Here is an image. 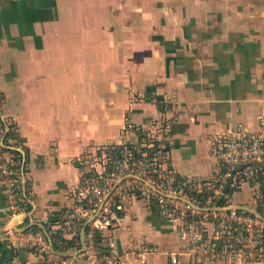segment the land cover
<instances>
[{
  "label": "crops",
  "instance_id": "obj_1",
  "mask_svg": "<svg viewBox=\"0 0 264 264\" xmlns=\"http://www.w3.org/2000/svg\"><path fill=\"white\" fill-rule=\"evenodd\" d=\"M190 2L0 0L1 110L12 126L8 144L26 153L36 222L50 228L71 208L69 194L80 177L81 158L76 157L116 140L126 114L138 125L158 116L148 100L134 101L136 94L156 91L176 98L180 116L168 168L196 183L215 176L210 153L215 134L239 125L258 129V117L264 115V51L238 53L228 49V42L203 37L211 22L220 30L234 28V19L217 17L213 3ZM248 10L257 9L249 5ZM259 39L264 48V35ZM204 45L211 46L206 58ZM1 181L0 174V234L5 220ZM251 191L245 186L232 203L254 206ZM181 226L135 199L124 221L104 232L102 245L125 252L149 244L157 251L144 256L148 264H171L170 254H178L177 264H232L202 262L186 253ZM0 264L40 263L35 253L0 243Z\"/></svg>",
  "mask_w": 264,
  "mask_h": 264
},
{
  "label": "built area",
  "instance_id": "obj_2",
  "mask_svg": "<svg viewBox=\"0 0 264 264\" xmlns=\"http://www.w3.org/2000/svg\"><path fill=\"white\" fill-rule=\"evenodd\" d=\"M11 127L0 107L5 204L0 243L8 248L33 252L40 264H129L137 258L148 264L144 256L157 251L149 244L131 246L125 252L113 244L102 245L104 232L124 221L132 201L140 199L165 220H180L182 239H189L185 252L204 262L256 264L264 260V115L258 117L257 130L239 125L212 137L210 153L216 173L202 183L174 174L168 168V149L150 138L145 148L139 146L132 131L131 139L139 144L124 139L116 148L102 152V159L80 164L71 208L50 228L35 221V205L27 188L26 153L8 144ZM245 186L251 188L255 205H234L233 196ZM169 258L171 264L178 263V254Z\"/></svg>",
  "mask_w": 264,
  "mask_h": 264
},
{
  "label": "rangeland",
  "instance_id": "obj_3",
  "mask_svg": "<svg viewBox=\"0 0 264 264\" xmlns=\"http://www.w3.org/2000/svg\"><path fill=\"white\" fill-rule=\"evenodd\" d=\"M188 1L190 2L192 0ZM212 3V6H214L216 9L215 15L219 18L222 17L227 19L232 18V20L234 19L233 21L235 26L233 25L234 28H220V30H216L214 28V24L213 27H211V22V25L208 24V29L206 28L203 30V37L209 38L210 36H214V40L216 39L217 42H228L230 43L228 45V49L234 50L238 53L242 51L245 52V50L248 49V51L252 52L258 50L259 53L264 51V48L261 47L262 40L259 39V37H262L264 35V23H262V20H264V9L263 7H261L262 4H264V0H213V2L212 0H203V4ZM249 5L252 8H256L257 10H248ZM209 8L210 7L208 5V9ZM245 19L247 23L246 25H243V21H245ZM177 22H175V24ZM248 24H250V26ZM211 41L212 40H210L209 42ZM210 50V45L203 46V58H206V56H208V53H211ZM201 63L205 65V62ZM190 64H193V62H190ZM205 67H209V65L206 64ZM3 97V94L0 93V107H2L1 105L3 104ZM132 99L134 101H136L137 99L148 100L150 103L154 104L157 107L158 116L147 125H138L132 121L130 114H126L124 117V121L119 128V136L116 140L108 141L106 144H103L101 146H92L89 150L84 152L82 156L76 157L75 160L81 158L78 159L79 161H81L80 164L87 165L88 163L89 165H91L93 159H102V152L106 151L110 147L116 148V146L119 143L123 142L124 139H126V141L130 140V143H140L139 146H143L144 148L145 146H147V144H149L148 141L154 139V142L152 143H156L159 146L162 145L167 149L170 148L173 141V130L176 127L180 116L179 106L177 104L178 102L176 101V98L169 93L151 91L150 93L146 92L143 95L136 94L132 97ZM132 131L136 134L138 138L137 141H139V143L131 139L132 137H130V133ZM149 138L151 140H149ZM74 191L75 188L71 191L69 197L73 195ZM187 241H189V239L185 240L186 243ZM260 263H264V260L256 264ZM232 264L235 263L232 262Z\"/></svg>",
  "mask_w": 264,
  "mask_h": 264
},
{
  "label": "water",
  "instance_id": "obj_4",
  "mask_svg": "<svg viewBox=\"0 0 264 264\" xmlns=\"http://www.w3.org/2000/svg\"><path fill=\"white\" fill-rule=\"evenodd\" d=\"M83 239H84V236H83V232L81 233V241H82V245H83Z\"/></svg>",
  "mask_w": 264,
  "mask_h": 264
}]
</instances>
